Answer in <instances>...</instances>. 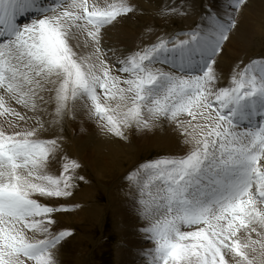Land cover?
<instances>
[{"label":"snow or ice","instance_id":"6c2138e0","mask_svg":"<svg viewBox=\"0 0 264 264\" xmlns=\"http://www.w3.org/2000/svg\"><path fill=\"white\" fill-rule=\"evenodd\" d=\"M245 7L209 0L187 30L116 49L104 37L137 14L134 0H0V264H61L73 233L58 214L80 207L70 198L87 183L65 148L77 119L122 141L180 133L181 153L126 176L146 264H264V56L219 71Z\"/></svg>","mask_w":264,"mask_h":264},{"label":"rangeland","instance_id":"374dc122","mask_svg":"<svg viewBox=\"0 0 264 264\" xmlns=\"http://www.w3.org/2000/svg\"><path fill=\"white\" fill-rule=\"evenodd\" d=\"M156 1L158 0H150V2L148 0H142V3H138L139 7H143L145 4L144 6L148 8H141L144 12V25H136L135 37L130 41L129 47L122 49H136L137 46L142 43L149 44L155 41L157 36L181 29L187 30L200 21L202 0H159V4ZM220 1L221 0H217L219 3ZM204 3H209V0H204ZM140 4L142 5L140 6ZM181 4H186L184 10L187 15L169 17L174 19L173 22H161L163 18L159 14L161 9L170 5L179 6ZM155 13L159 15L156 17L154 15ZM151 17H156V19L154 21L152 20L149 25V19ZM251 18L252 20L254 19L253 15ZM255 20L263 26L264 30L263 20ZM123 25H126V23L123 22L116 26L121 28ZM149 29H151V31H149ZM112 32L115 31H109L108 34L105 35L106 37H104L108 42V38ZM136 35H138V37ZM249 44L250 49L248 53L251 54H247L246 56L243 55L241 57L242 59H240L241 61L239 60L238 63H247L246 59L264 56V32L261 36L251 40ZM105 45L109 47L108 44ZM113 47L119 49L117 46ZM3 122L4 118L0 117V124ZM73 127L74 121L69 120L67 122V129L71 131V136L68 141L75 146L79 139L80 131L78 129L72 132ZM165 129L169 131L170 126L165 124ZM133 133L137 132L133 131ZM76 149L77 152L74 153V156L71 158L76 159L81 164L82 167L79 171L86 177L87 183L81 182L79 187L74 191L73 197L70 198L72 204H78L80 207L69 211L71 212L70 221L63 228L71 230L73 233L71 238H75L76 240L74 256L68 264H106V261L112 264H146L145 258L141 255V250L152 247V244L149 241L137 240V238L139 239L137 235L141 234L144 236L139 230L146 226L145 224H147V221L144 220L145 223L137 222L134 224L128 213V209L131 211L133 210L131 197L129 196V183L126 180L127 174H125L126 172L129 173L130 170H126L129 166L123 167L124 175L118 173L113 175L100 174L86 160V153L80 148V145H76ZM131 155L134 162L137 160L138 162L140 161L139 164H141L165 154L162 151L152 148L143 152L141 151L140 153L139 150L134 147ZM137 165L134 167L132 166V169ZM132 216L134 217L133 220H135L138 215L134 211ZM108 228H110V231Z\"/></svg>","mask_w":264,"mask_h":264},{"label":"bare ground","instance_id":"6f19581e","mask_svg":"<svg viewBox=\"0 0 264 264\" xmlns=\"http://www.w3.org/2000/svg\"><path fill=\"white\" fill-rule=\"evenodd\" d=\"M148 1L150 2V0ZM101 2H103V0H101ZM134 2L139 9L137 14L133 18L124 21L128 26L123 25L121 28H118L117 26L113 28H109L107 34L109 31H115V32H112L111 35L109 36L108 38L109 42L107 41V39H104L103 41L104 44H108L109 47L111 46V48H115L113 46H117L119 49L129 47L130 41H132V39L135 37V30L137 28L136 25L138 26L144 25V19H143L144 12L141 10V8L148 9L144 6L145 4L143 5V7L138 6V3L139 2L142 3V0H134ZM202 2L204 3V0H202ZM220 2L221 4L218 5L223 9L226 7L228 0H221ZM141 5L142 4H140V6ZM242 11L244 12H241L240 15L238 16L239 25H240L239 29L235 30L232 34H230V39L225 43L223 52L219 59V71L223 73L225 78L228 77L231 68L235 64H237L240 59H242L241 57L243 55L246 56L247 54L248 55L251 54L248 53V50L250 49L249 43L251 42V40L261 36L262 33L264 32L263 26H261L259 22L255 20V19H262L264 22V0H247V7L243 8ZM154 15L157 17L159 14L155 13ZM252 15L254 17L253 20L251 18ZM156 17L155 18L151 17L149 19V25L152 22V20L154 21L156 19ZM164 21L173 22L174 19L162 18L161 22ZM138 35L136 36L138 37ZM249 60L250 59H246V62H248ZM78 129L80 131V136L78 141L76 142V145H80V148L86 153L85 158L93 166V168L97 170L100 174H104V175H113L115 173L124 175L123 167L129 166L126 170H132V168L135 165L139 164L140 161L138 162L137 160H135L134 162L133 157L131 155L134 147H136L140 153L141 151L143 152L146 151L147 149L152 148L158 151H162L164 152V154H178L181 153L185 147L180 142L181 141L180 133L174 131L173 127L171 126L169 131L165 129V125H164L162 127L153 129L151 131L137 132V133L131 132L129 133L128 140H124V141L119 140L117 138H107L103 136L100 133L99 129L97 128L96 124L86 119L74 120V127L72 128V132ZM63 134L66 137V141H65L66 151L70 155V157H73L74 153L77 152V149H76V145L73 146L68 141L69 137L71 136V131L67 129V123L63 130ZM125 174H128V172H126ZM70 203H72L71 199H70ZM128 211L132 223L134 224L137 222L145 223V221L139 216H137L136 219L133 220L134 217L132 215L134 213V210L131 211L128 209ZM70 214L71 212L69 211L58 214V220L61 229H63L65 225L68 224V222L70 221ZM137 237H139V239L137 238V240L148 241L141 234L137 235ZM75 248H76L75 238H71V237L68 238V240L58 251V258L61 264H68L70 260H72L74 256Z\"/></svg>","mask_w":264,"mask_h":264}]
</instances>
